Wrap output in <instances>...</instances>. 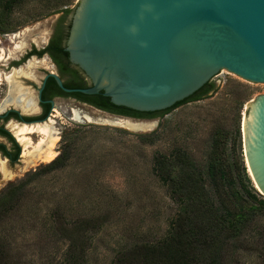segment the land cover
I'll return each instance as SVG.
<instances>
[{"label": "rangeland", "instance_id": "1", "mask_svg": "<svg viewBox=\"0 0 264 264\" xmlns=\"http://www.w3.org/2000/svg\"><path fill=\"white\" fill-rule=\"evenodd\" d=\"M80 1L23 0L5 17L0 25V106L10 89L6 76L14 73L31 75L19 77L17 83L31 89L37 100V88L45 75L54 71L48 59H34L12 71L7 67L31 46L44 47L61 17L58 13L75 11ZM29 65L34 68L30 70ZM213 82L218 88L215 95L155 121L118 119L70 98L57 100L44 124L53 122L59 138L53 149L57 157L68 150L70 157L61 169L29 186L20 206L0 226V237L16 238L23 264H65L70 244L60 229L82 221L99 223L86 234V264H119L118 259L136 246H160L170 235L178 209L169 188L156 176L158 156L182 151L205 171L214 136L221 132L228 138L229 161L240 178L244 176L243 164L247 168L244 121L248 106L264 96V86L228 72ZM13 108L0 111V115ZM124 121L143 128L129 130L120 124ZM7 129L11 132L9 125ZM29 137L35 144L41 139L39 135ZM0 144L7 143L0 138ZM43 165L47 163L26 167L20 161L10 167L0 156V193ZM240 242L232 248L228 264H264V209Z\"/></svg>", "mask_w": 264, "mask_h": 264}, {"label": "water", "instance_id": "2", "mask_svg": "<svg viewBox=\"0 0 264 264\" xmlns=\"http://www.w3.org/2000/svg\"><path fill=\"white\" fill-rule=\"evenodd\" d=\"M66 51L92 87L47 76L40 100L49 78L140 113L169 110L223 72L264 86V0H81ZM243 138L264 196V96L248 106Z\"/></svg>", "mask_w": 264, "mask_h": 264}, {"label": "trees", "instance_id": "3", "mask_svg": "<svg viewBox=\"0 0 264 264\" xmlns=\"http://www.w3.org/2000/svg\"><path fill=\"white\" fill-rule=\"evenodd\" d=\"M23 0H0V25ZM74 10L65 9L61 14V24L74 15ZM64 49H61L63 51ZM79 73H81L79 71ZM60 78L64 81V69ZM55 83V82H54ZM60 95L85 103L104 113L137 121L163 120L179 108L191 103L205 101L218 91L211 81L189 99L173 108L156 113H140L114 106L103 94L85 96L65 94L55 83ZM67 89L85 90L90 87L83 81L64 82ZM17 114L11 113V117ZM47 116V114H46ZM0 136L7 139L14 152L8 153L0 146V153L17 164L20 148L11 135L0 129ZM228 138L223 133L215 134L212 151L205 171L200 170L189 156L176 151L172 156H158L155 173L159 182L169 188L178 212L172 222L170 235L160 246L142 245L124 253L119 264H228L232 248L240 244V239L262 213L264 201L252 187V181L243 164V178L236 166L231 165L228 156ZM70 157L68 152L61 154L52 163L43 165L27 173L16 183L10 184L0 193V226L6 216L17 210L29 186L44 175L55 172L64 166ZM98 221H82L68 229L63 226L60 232L69 242L65 264H86V234L98 226ZM14 229H16L14 227ZM15 237H0V264H23L21 253L15 247ZM240 249V248H239Z\"/></svg>", "mask_w": 264, "mask_h": 264}, {"label": "flooded vegetation", "instance_id": "4", "mask_svg": "<svg viewBox=\"0 0 264 264\" xmlns=\"http://www.w3.org/2000/svg\"><path fill=\"white\" fill-rule=\"evenodd\" d=\"M61 17L54 25L48 43L44 47L37 48L36 46H31L24 52V54L19 59L12 61L11 64H9V66L7 67V70L12 71L14 68H20L22 66H25L26 63L29 64L31 60H42L44 58H47L54 70L53 72H50L45 75L41 87L37 88L38 96L37 100L35 99L37 112L35 114L23 115L19 110H15V108H13L0 115V129H3L4 131L8 132L20 148L18 161L17 164H15L14 166L18 165L20 161H22L23 149L22 146H20V144L16 140L15 136L12 134V132L7 129L8 125L10 123L26 126L44 125V123L47 122L49 116L51 115V111L54 109L56 101L64 99V97L60 95V92L55 85L56 81L53 78H49L46 82L40 100L39 91L42 89L46 77L57 75L60 78L61 70L64 69V81H62L63 84L65 81L68 80L79 79V81H83L87 85V87H92L91 82L87 79L85 74L78 67L71 63L69 54L66 51L72 27V17H69L64 24H61L60 22ZM61 49L64 50L61 51ZM79 71L81 73H79ZM25 81L27 84H32L30 79H26ZM76 102L81 103L79 101ZM81 104L87 105L85 103ZM11 113H15L17 115L11 117ZM0 138L5 140L7 143L0 144V146H4L8 153H13V145L7 139L2 138L1 136ZM0 156L3 160H5V162L7 161L9 163L10 167H14L11 165L10 160L8 158H5L1 153Z\"/></svg>", "mask_w": 264, "mask_h": 264}, {"label": "bare ground", "instance_id": "5", "mask_svg": "<svg viewBox=\"0 0 264 264\" xmlns=\"http://www.w3.org/2000/svg\"><path fill=\"white\" fill-rule=\"evenodd\" d=\"M1 60L2 59L0 58V62ZM28 68L31 70L34 68V65H29ZM19 77L31 78V75H29V73L25 74L21 72L6 76V83H9L10 89L7 98L0 106V111H4L8 107H15L22 111L23 114H35L37 112V107L34 95L30 90L24 88L23 86L21 87L20 84L17 83ZM51 124L53 125L52 121H50L49 124L47 123L38 126H26L14 123L9 124L11 132L20 146H22V161L26 167H31L38 162H46L47 164H50L57 158L58 154L54 152L53 149L55 148L59 138L55 136L54 128ZM120 124L132 131H140L143 128L142 124H134L126 121ZM33 135H39L41 137L37 144H35L29 137ZM246 163L248 172L252 176L248 162L246 161ZM4 164L5 163L3 162L2 168H4ZM256 188L258 189L257 186Z\"/></svg>", "mask_w": 264, "mask_h": 264}]
</instances>
